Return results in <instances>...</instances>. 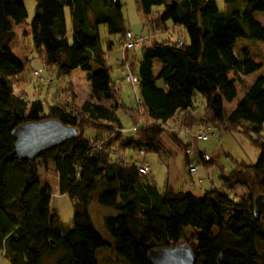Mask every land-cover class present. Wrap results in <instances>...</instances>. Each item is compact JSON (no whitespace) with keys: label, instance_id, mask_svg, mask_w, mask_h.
Returning a JSON list of instances; mask_svg holds the SVG:
<instances>
[{"label":"trees","instance_id":"1","mask_svg":"<svg viewBox=\"0 0 264 264\" xmlns=\"http://www.w3.org/2000/svg\"><path fill=\"white\" fill-rule=\"evenodd\" d=\"M133 1L149 34L138 52L124 53L119 60L137 77L132 85L135 103L127 107L120 102L98 36L99 23L122 38L129 30L119 0H34L29 19L23 0H0V255L8 264H99L95 248L109 245L123 264H151L148 247L183 239L195 254L193 264H264V206L254 215L251 203L253 193H264V134L259 133L264 121V57L255 61L245 48L240 56L232 51L237 37L264 41V24L253 15L255 10L264 13V0H222L221 6L215 0ZM64 5L69 10V41ZM167 29L173 36H162ZM14 46L20 48L19 55L13 53ZM34 56L57 74L73 67L90 69L94 62L98 67L87 73L88 95L77 100L72 82L65 81L60 93L52 89L45 112L41 99L25 101L33 77L26 68ZM258 67L263 73L255 75L226 111L222 102L235 94L234 78L227 72L241 75ZM197 103L201 113L195 118ZM118 106L131 121L133 133L127 138L116 115ZM49 116L77 128L75 136L38 155L56 178L57 191L71 200L72 215L64 229L51 224L57 214L48 207L49 187L38 183L34 158L19 159L12 150L14 125ZM193 124L240 126L257 147L254 162L220 174L222 184L238 183L245 195L234 198L215 187L205 188L201 196L189 189L158 190L139 178L137 159H123L111 146L120 138V145H144L159 152L171 139L182 147L187 165L191 149L179 132ZM85 127L95 133L83 136ZM196 151L203 163L209 161ZM94 190L99 204L114 209L103 215L109 239L94 228L87 210ZM45 256L51 259L45 261Z\"/></svg>","mask_w":264,"mask_h":264},{"label":"rangeland","instance_id":"2","mask_svg":"<svg viewBox=\"0 0 264 264\" xmlns=\"http://www.w3.org/2000/svg\"><path fill=\"white\" fill-rule=\"evenodd\" d=\"M120 11L123 17L124 26L136 35L140 34L142 37L148 35V29L145 25H142V19L137 12L133 0H119ZM218 6L222 5V0H215ZM27 15L28 18L33 10V4L28 3ZM160 7V5H156ZM254 17L262 24H264V13L261 11H253ZM169 22L167 21V25ZM173 30L167 29V31L161 32L164 35L169 34L173 36ZM160 33V32H158ZM98 36L100 45L105 49V57L107 63L110 65V76L117 83L119 87V94L124 106H133L135 103L133 87L128 81L122 79V75L128 72V69L120 63H117L123 53L136 50L138 52L140 40L138 44L132 48H125L122 45L123 38L119 32L108 33L105 30V24H98ZM160 36V35H158ZM107 41L109 42V48L106 50ZM15 47V46H14ZM12 47L13 53L19 55L17 47ZM245 48L250 56L255 61H262L264 57V41L256 38L237 37L232 51L235 55L240 56L242 49ZM39 60L37 58H31L30 63L26 68V73H30V81L27 83L26 97H22L25 101L32 99H41L43 111L47 110L46 101L51 99V91L56 87L57 92H61V86L65 81H71L73 88L76 92V99L81 100L89 93V84L87 80V73L93 71L96 68L91 66L90 69H81L79 67H73L67 73H55L49 71L39 64L42 70L38 75L31 71L33 66L38 65ZM94 63H92L93 65ZM258 73H263L262 67L248 72L246 74H237L232 70L227 72L228 76L234 78L235 94L229 101H223L222 106L227 111L234 102L240 97L245 87ZM29 75V74H28ZM48 77L50 78L48 80ZM16 91L14 90V94ZM199 93L194 95V99L199 101ZM196 110L201 111L200 105L197 103ZM116 115L122 125L121 131L124 137H129L133 131L131 128V121L128 113L121 106L116 109ZM176 123V122H172ZM211 133L206 138H196L194 135L188 134V130L194 133L198 125L193 124L187 129H182L179 132L181 139L188 143L191 149L190 160L195 164V172L189 174L186 169L185 154L181 146L177 145L173 140L168 139L164 142V147L156 152L154 150L147 149L144 145H120V138H115L111 146L114 147L116 152L123 159H137L142 160L149 166V171L145 174H139V178L143 182L153 183L158 190L164 189H189L196 196H201L205 188L215 187L218 190H225L236 198L238 194L245 195L243 187L235 183L232 186H225L220 181V174L226 173L229 169L239 163H252L255 161L258 149L253 145L249 138L241 131V127L238 126L235 129H226L223 127H216L211 125ZM95 133V129L91 127H85L82 131V135L89 137ZM260 134H264V121L261 123ZM255 134L251 133V136ZM200 150L203 156L209 161L203 163L197 156V151ZM36 165V175L40 186L47 185L49 187V199L48 207L54 209L57 214V219L52 221V226H59L61 229L66 228L69 225L72 207L71 200L64 192L57 191L56 178L49 169L48 165L42 164L39 156L34 158ZM96 190L92 191L87 203V210L92 221L94 228L105 239H109L110 235L103 224V215L107 213H113L114 209L111 207L101 205L96 200ZM50 217V221H51ZM261 225L264 228V221L261 220ZM187 230V229H186ZM257 248H259L258 244ZM99 264H123L118 258V255L109 245H102L96 247L94 250ZM51 259V256H45L44 260ZM0 264H8V260L5 256L0 255Z\"/></svg>","mask_w":264,"mask_h":264},{"label":"water","instance_id":"3","mask_svg":"<svg viewBox=\"0 0 264 264\" xmlns=\"http://www.w3.org/2000/svg\"><path fill=\"white\" fill-rule=\"evenodd\" d=\"M76 134V126L63 123L54 116L24 120L11 128L12 150L17 158L31 160ZM251 203L252 213L257 215L264 206V193H253ZM146 257L151 264H193L195 260L191 246L183 239L170 245H152L146 250Z\"/></svg>","mask_w":264,"mask_h":264},{"label":"built area","instance_id":"4","mask_svg":"<svg viewBox=\"0 0 264 264\" xmlns=\"http://www.w3.org/2000/svg\"><path fill=\"white\" fill-rule=\"evenodd\" d=\"M144 37H142V35L138 34H134L132 33L131 31L129 30H126L125 33H124V38H123V41H122V45L125 47V48H129V47H133V46H136L138 44V42L140 40H143ZM40 71V68H36L34 70V73L36 75H38ZM122 79L124 81H128L131 85H134L136 83V80H137V77L134 73H131V72H125L122 76ZM212 133V130L209 126H202V127H199L194 133L193 135L195 137H198V138H206L207 136H209L210 134ZM190 152V149L189 148H186L185 149V153L188 155ZM135 167H136V170L140 173V174H145L149 171V166L147 165V163H145L144 161L142 160H137L136 163H135ZM187 171L189 174H192L193 172H195V164L191 161V160H188L187 162Z\"/></svg>","mask_w":264,"mask_h":264},{"label":"crops","instance_id":"5","mask_svg":"<svg viewBox=\"0 0 264 264\" xmlns=\"http://www.w3.org/2000/svg\"><path fill=\"white\" fill-rule=\"evenodd\" d=\"M29 2L28 3H30V4H33V7H34V0H28ZM23 2H24V6H25V9H26V15H27V12H28V8H27V6H26V0H23ZM63 19H64V33H65V37H66V39L69 41L70 40V37H71V27H70V18H69V10H68V7L66 6V5H64L63 6ZM32 13H33V10H32V12H31V14L29 15V17L27 18L26 17V19H29L31 16H32ZM17 50L20 52V48L17 46ZM130 51H128L127 53H129ZM136 52H134V54H135ZM126 54V53H125ZM137 54V53H136ZM135 54V55H136ZM123 55H124V53H123ZM123 55L121 56V58L120 59H122V57H123ZM32 58H37L36 56H34V57H32ZM38 59V58H37ZM39 60V59H38ZM92 63H94V62H91L90 63V67L91 66H93V68H96V64L94 63L93 65H92ZM117 63H119V61L117 62ZM39 64H42L41 62H40V60H39ZM39 64L38 65H35V66H33V69L31 70L33 73H34V70L36 69V68H40V66H39ZM153 64H154V66H153V70L155 71L156 70V68H157V66H158V62L156 61V60H154V62H153ZM121 67H122V65H120ZM42 70V69H41ZM49 71H50V69H49ZM124 74V73H123ZM88 95V94H87ZM200 113H201V111L199 110V111H197L196 110V108L194 109V111H193V114H194V117L196 118V117H199L200 116ZM176 115H177V117H180L181 116V112H179V111H177L176 112Z\"/></svg>","mask_w":264,"mask_h":264}]
</instances>
